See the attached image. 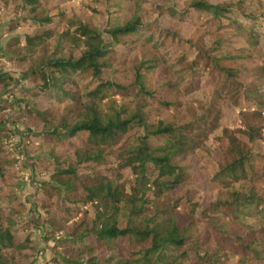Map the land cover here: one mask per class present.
<instances>
[{"label":"trees","instance_id":"16d2710c","mask_svg":"<svg viewBox=\"0 0 264 264\" xmlns=\"http://www.w3.org/2000/svg\"><path fill=\"white\" fill-rule=\"evenodd\" d=\"M92 1L0 0V264H264V0Z\"/></svg>","mask_w":264,"mask_h":264},{"label":"rangeland","instance_id":"374dc122","mask_svg":"<svg viewBox=\"0 0 264 264\" xmlns=\"http://www.w3.org/2000/svg\"><path fill=\"white\" fill-rule=\"evenodd\" d=\"M66 5L73 8L76 14L82 15L83 19L92 23L95 27H104L108 21H115L116 19H119V17H121L122 15L121 12L124 9L123 4L113 6L111 3H108V5L106 6V10H104L105 6L97 7L92 0H66V2L60 3L58 6L63 8ZM5 28L6 24L4 22L0 23V45H4L5 40L7 38V36L4 35ZM0 53L2 55H6L7 51L4 50V48L2 47ZM5 65H7L5 59L0 58V68ZM21 95L22 92L19 88H17L13 93V96L15 98L21 97ZM117 100L120 101V99L118 98ZM238 111L239 110L237 108L232 110V114L234 117L237 115ZM14 126L18 129L23 128L22 124L20 123H17ZM13 143L14 140L12 139L10 141L9 147H12ZM27 155H29V153H27ZM31 175L34 177L35 181H41L43 179H46V176L41 175L38 172L32 173L28 169L21 170L19 185L20 194H22L23 196H27L30 193L32 187L30 181ZM32 240L35 247L37 248L35 264H58L56 261L53 260L54 255L51 251V247H53L54 245L53 241H43L39 233H34L32 236ZM62 260L64 262H68L63 257Z\"/></svg>","mask_w":264,"mask_h":264}]
</instances>
